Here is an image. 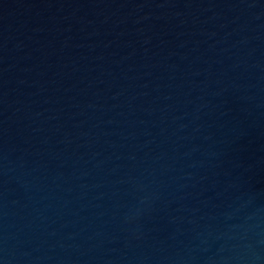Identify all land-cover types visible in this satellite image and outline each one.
I'll return each instance as SVG.
<instances>
[{"label": "water", "instance_id": "water-1", "mask_svg": "<svg viewBox=\"0 0 264 264\" xmlns=\"http://www.w3.org/2000/svg\"><path fill=\"white\" fill-rule=\"evenodd\" d=\"M0 264H264V0H0Z\"/></svg>", "mask_w": 264, "mask_h": 264}]
</instances>
